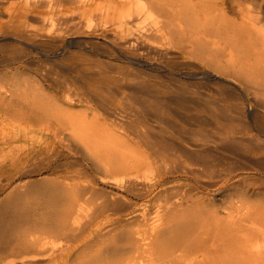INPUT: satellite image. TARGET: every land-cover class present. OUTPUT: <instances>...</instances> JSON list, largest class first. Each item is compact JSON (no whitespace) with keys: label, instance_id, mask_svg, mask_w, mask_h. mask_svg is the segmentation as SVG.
Masks as SVG:
<instances>
[{"label":"bare ground","instance_id":"obj_1","mask_svg":"<svg viewBox=\"0 0 264 264\" xmlns=\"http://www.w3.org/2000/svg\"><path fill=\"white\" fill-rule=\"evenodd\" d=\"M0 4L3 39H14L53 63L56 77L47 76L52 87L59 84V75L62 84L89 88L109 82L115 86L107 93L122 100L136 98L142 81L161 77L172 81L177 74L207 80L214 76L231 89L238 87L254 103L249 112L255 133L249 137L250 153L255 171L264 176V0H4ZM93 36L104 39L106 46L96 45ZM30 57L20 54L11 61L40 64ZM31 74L15 68L0 78V104L11 109L14 102L24 101L57 118L93 162L100 180L124 195L114 190L102 193L90 183H59L20 194L19 187H12L10 197H16L5 203L8 212H0V264H264V198L243 200L238 212L228 216L207 205L194 211L190 204L188 211L175 212L174 203L165 215L136 213L132 199L155 202V186L144 180L125 141L88 119L90 106L82 112L72 109L75 102L110 97L99 91L88 95L63 91V100H57L45 92L48 85ZM105 112L121 120L140 113L120 108ZM121 129L137 142L150 130L131 125ZM150 207L146 204L145 210ZM109 211L112 228H93L97 214Z\"/></svg>","mask_w":264,"mask_h":264},{"label":"rangeland","instance_id":"obj_2","mask_svg":"<svg viewBox=\"0 0 264 264\" xmlns=\"http://www.w3.org/2000/svg\"><path fill=\"white\" fill-rule=\"evenodd\" d=\"M0 2L4 3V0ZM0 6L4 8L3 5ZM36 27L41 28L42 25L37 24ZM3 37L0 30V78L13 72L15 68H21L32 71L33 79L48 85L45 92L57 100H63V91L82 92L86 95L99 91L110 97L107 91L115 85H108L109 82H105L101 87L89 88L82 83L62 84L63 77L59 75V84L52 87L47 76L56 77L52 72L54 64L44 61L35 51L26 49V45L14 39L4 40ZM93 37L91 41L96 45L106 46L104 39L96 40L95 36ZM70 50L75 52L76 48ZM20 54H30V59L38 60L40 64L28 66L21 62L18 64L15 60L11 61ZM33 55L37 58H33ZM119 64L127 66L125 63ZM199 72L201 76L204 75L200 70ZM62 75L72 78L70 73ZM174 78L172 81L161 77L140 82L134 99L110 97L101 100L93 97L94 100L87 104L75 102V107L72 108L76 112H82L90 106L92 109L88 119L106 128L111 135L124 140L134 163H140L144 180L148 185L155 186L154 194H158L155 202L150 204L147 199H132L137 204L136 213L147 211L151 217L165 215L169 212L167 206L174 203L175 212L183 208L188 211L190 204L194 211H199L203 205H207L210 211L228 216L232 211L235 214L238 212L237 209L243 200L264 198V176L260 177L255 171L257 169L250 153V138L255 134L249 113L250 105L254 104L253 100L238 87H235L237 90L234 87L231 89L230 85L214 76L207 80L196 78L193 74H177ZM10 108L0 104V212L9 211L5 203L9 204V201L16 197H10L9 193L12 187L16 186L19 187L16 191L18 194L26 190L48 189L52 188L53 184L67 182L90 183L102 193L115 191L100 180L93 169V162L84 155L82 148L68 137V131L63 129L57 118L44 115L37 110V106L24 101H16ZM106 108L140 113L137 118L132 116L121 120L114 115L108 116L106 112L105 114ZM94 111L99 113L93 115ZM130 125L150 130L146 134L141 133L140 142H137L133 134L121 131V126ZM115 192H118V196L124 195L121 191ZM180 201H184L183 207H179ZM146 204L151 207L145 210ZM15 210L17 211L12 209V213ZM100 215L97 214L93 228L100 225L105 231L112 228V213L109 211Z\"/></svg>","mask_w":264,"mask_h":264}]
</instances>
